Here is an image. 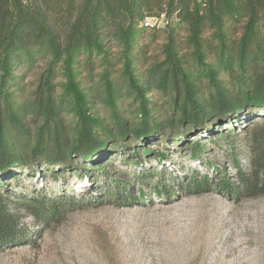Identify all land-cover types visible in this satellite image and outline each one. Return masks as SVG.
I'll return each mask as SVG.
<instances>
[{
  "label": "trees",
  "instance_id": "trees-1",
  "mask_svg": "<svg viewBox=\"0 0 264 264\" xmlns=\"http://www.w3.org/2000/svg\"><path fill=\"white\" fill-rule=\"evenodd\" d=\"M163 15L164 27L145 25ZM162 33L166 39L153 53ZM40 60L46 68L30 89L26 77ZM148 86L166 96L165 108L155 105ZM124 99L137 107L131 116ZM192 130L209 131V138L242 130L251 169L239 166L238 183L219 185L237 199L264 196V0H0V254L34 244L19 222L22 212L49 222L73 198L64 189L20 194L14 184L79 172L82 160L106 168L113 152L133 153L138 163L150 153L142 146L149 138L184 143ZM203 144L192 139L182 148L196 156ZM155 172L132 176L143 184ZM166 174L153 187L159 194L167 192ZM190 179V192L212 182L206 173ZM130 192L115 185L108 198L125 202ZM101 200L93 195L88 205Z\"/></svg>",
  "mask_w": 264,
  "mask_h": 264
},
{
  "label": "rangeland",
  "instance_id": "rangeland-1",
  "mask_svg": "<svg viewBox=\"0 0 264 264\" xmlns=\"http://www.w3.org/2000/svg\"><path fill=\"white\" fill-rule=\"evenodd\" d=\"M166 21L162 19L160 26L164 27ZM179 29L186 34L184 28ZM165 39L164 33L159 35L152 45L153 53L159 54ZM141 66L139 63V70ZM45 68V61L40 60L29 71L26 82L30 89ZM141 71L144 80L146 70ZM114 76L121 81L119 71ZM149 87L155 105L165 108L166 96ZM121 105L128 116L137 110L133 99H124ZM96 108L105 115L100 99ZM241 131L227 138H209V131L197 134L192 130L189 139L181 140L184 143L169 140L165 144L151 137L142 144L151 156L141 154L138 163L132 160L133 153L113 152L107 157L106 168L104 162L98 169L92 161L84 164L82 160L79 172L59 174L58 178L47 173L22 179L11 189L29 195L34 188L44 189L48 195L64 189L73 198L49 222L22 212L19 222L29 230L34 244L5 248L0 264H264V196L237 199L219 185L220 181L238 183L239 166L243 172L251 169V153ZM192 139L204 142L196 156H190V148H182ZM112 167L115 169L110 170ZM145 168L156 171L158 177L167 171L170 180L164 182L166 194L153 189L158 177L143 184L133 179V173ZM200 173H206L212 181L209 190L188 191L190 178ZM173 176L178 182H172ZM115 185L130 189L132 198L125 202L121 198L109 200ZM93 195L102 199L98 206L88 202Z\"/></svg>",
  "mask_w": 264,
  "mask_h": 264
},
{
  "label": "built area",
  "instance_id": "built-area-1",
  "mask_svg": "<svg viewBox=\"0 0 264 264\" xmlns=\"http://www.w3.org/2000/svg\"><path fill=\"white\" fill-rule=\"evenodd\" d=\"M162 19H166L165 17H164V15L163 16H161V17H158V16H153V17H148L147 19H146V21H145V25L146 26H157V27H161L160 25V21L162 20ZM167 22V21H166Z\"/></svg>",
  "mask_w": 264,
  "mask_h": 264
}]
</instances>
